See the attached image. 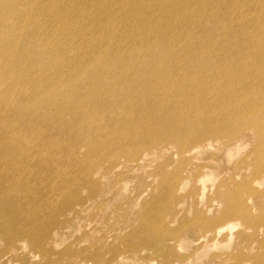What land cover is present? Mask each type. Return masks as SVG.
Masks as SVG:
<instances>
[{
	"label": "bare ground",
	"instance_id": "obj_1",
	"mask_svg": "<svg viewBox=\"0 0 264 264\" xmlns=\"http://www.w3.org/2000/svg\"><path fill=\"white\" fill-rule=\"evenodd\" d=\"M44 1L45 0H0V169H2L3 167H7L9 165H13V163H15V161H17V158H19L20 157L19 155L21 154L20 152H19L20 154H18L17 151H19L20 145H22L23 142H25L26 146H30L31 143L33 144L34 142H37V141H35V140H37L36 138H41L40 143H38V142L37 143L40 146H42V143H43V146L45 148L46 145L50 144V141H52V140L55 141L57 139L61 140L63 138L62 137L60 139V137H59L60 135L57 136L58 133H56L57 135H54L52 130H50L51 132L50 131L48 132L47 128L40 129V131L38 130L39 134L38 133L37 134L29 133V134H26L24 136H21L20 134H17L18 129H16L15 124H14L13 120H11V119H8V120H10V121H8L9 123H7L9 125L8 130L5 129V126H4L5 118L3 117L5 114H2V112L5 113V111H7V113H8L10 111H18L19 110L18 109L19 108L18 107V100L15 98L16 97L15 90L17 88V84L18 85L19 84H21V85L22 84L23 85H25V84H42V85H40L41 86L40 90L37 88L36 91L32 92V94H36L37 92L39 94L38 97H35V96L33 97V95H32V100L34 101L35 104L33 105V102H32L31 107H33L34 111L36 108H39L38 106L41 107L39 109L45 110V108H46L45 105L46 106H47V104L49 105L51 103V101H54V100H57V104H58L59 98L57 99V95L59 96V94H60L59 92H62V93L65 92L66 94L72 96V100H70L71 102L68 100L67 101L70 102L73 107H75V109L73 108L72 110H76V108H77L78 111L77 112L75 111L76 114H74V115L81 116L82 111H80V108L82 106L85 107L88 102H91V101L96 102L97 101L99 103V104L97 103L99 106V110H97V112L95 113L94 116H92V114H94V113H92V114L89 113L90 114L89 116L94 117V119L88 124L90 126L93 125L94 122H97L96 116H98V115L104 116L107 112L110 113V111H109L110 109L107 112L105 111L106 108H108L109 106L112 108L113 107L117 108L118 110L120 108L123 111H128V112L133 111L134 114H136V115L137 114L138 115L143 114L141 110L145 106H152V107L156 106L157 109L155 108V111H153V109H152V110H150V113L148 115H140L139 116V119L141 121V124L139 123L140 124L139 127L135 126V128H133L131 125H129L125 121L124 123H120V127H119L120 131L123 129V133H120V135H118L119 133L117 134L116 132L112 131V135H114V136L113 137L110 136V137H112V139H114L113 141L117 140L120 145L122 143V145H121L122 148H120L119 150H114L113 153L107 152L109 158L111 160H115L117 157L123 156L125 158V162H126L125 164H128L130 162H134L135 167H139V165H141V164H139V160L142 161L145 159V157H144L145 155H143V152H144L143 150L148 149L149 146L152 147V145H154V144L160 145L161 143H164V142L166 145L172 144L174 147H176L175 151L177 152V154L178 155L182 154L181 156H183V154H188V152H194L195 150L199 151L204 146L207 147L208 145H206V144H208V143H205V141L214 140L215 139L214 137L218 138V136H220V137L223 136L221 131L215 125L213 126V124L210 121V119H212L211 110H209V112H208L209 119H206L207 123H208V127L205 126L199 130L196 129V126L193 127V123L198 122V124H199L201 122H204L203 119H201L198 115H196L195 117L197 118V120L195 122H192V120L188 117V116L194 115L195 111L200 106L202 108L208 107V105L212 101L211 97L214 94L217 95L218 93L222 92L223 89H225L224 93L228 94V91H226V90H227V88L234 87L233 84H242V86H240L241 89L245 86L244 84H253L250 86L249 89H246L249 93H251L250 95H252L256 91H257L256 94L261 93L260 90H264V0H171V1H168L165 3L163 2V0H160V2L162 1L164 4H160L159 7L156 8V6H155V8H154L153 6H149V7L145 8L146 13H151L154 11V13L152 15V16H154L153 17L154 20L153 19L151 20L153 23L156 20V22L159 24V26L164 25L162 27H157L158 26L157 23H155V24L152 23L153 24L152 26L157 25V26H155V29H157V32H158L157 35H159V36H156L157 41L152 39L151 40L152 42L151 41L143 42V40H142V43H140V44H138L136 42L138 44V45L136 44V46L130 45L131 46L130 50L129 49L127 50V46L130 43L129 39L131 36H133V35L135 36L136 34H131L129 36L127 35L128 37H126L122 41H119L116 46H113V45L110 46V44H109V46L106 45V47L101 49L100 46L97 47L98 41L102 42V44H101V46H102L104 42L107 44L113 38V37H111L112 34L110 36H108L109 34L106 35L109 30L106 32L105 35H103L102 32H100L101 36H98L99 35L98 34L97 35L98 37H95L96 40L93 43L89 42V39H87V38H85V40L83 41V39H84L83 36H80V31L82 30V26L80 25L81 27L79 28V26L74 27L71 25L72 24V18H73L71 16H73L75 13H78L80 9L74 8L71 11L70 10L66 11L65 3H63V5L61 4V2L63 0H51V1L48 0L47 2L46 1L44 2ZM64 2H66V1H64ZM78 2L79 1H77L76 3H78ZM104 2H105V0H104ZM110 2H112V1H110ZM90 4H92V2ZM87 5H89V4H87ZM107 5H108V3H107ZM112 5H113V3H112ZM72 6H74V5H72ZM114 7H115V5H114ZM114 7H112V8L114 9V12H115ZM69 8H70V6H69ZM102 9L103 8H101V10ZM207 9L212 10V11H207ZM105 10H107V9H105ZM82 11H81V13H82ZM71 12L73 13V15ZM88 12H89V10H88ZM135 12H136V10H135ZM101 13H103V12H101ZM108 14H109V12L107 13V15ZM149 16H150V14H149ZM50 17L53 18V21L51 20L52 22L49 23V22H47V19ZM97 17H99V16H97ZM136 17H138V16H136ZM146 17H145V19H146ZM107 19H108V17H107ZM148 19H150V18H148ZM165 19H166V21H163ZM77 21H79V17H78ZM77 21H75L74 25L76 24ZM143 21H144V19H143ZM100 23H102V22H100ZM77 24H79V22ZM83 24H84V22H83ZM87 24H88V22L86 23V25ZM108 24H109V22H108ZM147 24H148V22H147ZM130 25L131 24H129V27H130ZM148 25H151V24H148ZM104 27H106V26H103V28ZM126 27L128 28V26H126ZM134 27H136V26H134ZM134 27H133V32H136L134 30ZM98 28L100 29L99 26H98ZM98 28H97V31H98ZM144 29H147V28L145 27ZM165 29L166 30L170 29V31L168 30L169 31L168 35L163 34L164 33L163 31H165ZM122 31H123V29H122ZM138 32H139L138 34H140V30ZM54 33H57V36L55 35V37L52 38L51 35ZM123 34H124V32H123ZM120 35H122V34H120ZM154 35H156V34H154ZM154 35L149 36V34H148L146 37H148L150 39L151 37L154 38ZM84 36L87 37V35H84ZM137 36H136V38H137ZM58 37L61 39V42H60L61 44H59V45L56 44L57 43L56 41L54 42V40H56V39L59 40ZM115 37H116V35L114 36V38ZM149 39H147V40H149ZM79 40H82V41L79 42ZM118 40L119 39H117V41ZM145 40H146V38H145ZM136 41H138V40H136ZM110 42H112V40ZM131 44H134V43H131ZM124 47H126V50H124ZM75 49L77 50V52L73 53V51H76ZM211 49H214L217 51L215 54H218L217 55L218 57L214 58V54L212 53L213 51H211ZM70 51H72L71 53H73V56L68 54V52L70 53ZM127 53H129V54H127ZM56 84H62V85L67 84V85L64 88H61V87H58ZM221 84H224L226 86L223 88H220L219 86ZM211 85H213L212 87H217L215 92H214V89L211 87ZM26 86H28V85H26ZM218 87L220 89H218ZM250 89H251V91H250ZM23 90H24V88H23ZM34 90H35V88H34ZM196 92H199V94H195ZM62 97H63V95H62ZM4 99H9V101H7L8 103L7 102L3 103ZM18 99H20V98H18ZM52 99H54V100H52ZM135 99H136V101H135ZM27 100H29V99H27ZM36 100H37V102H35ZM63 100L64 99H62V101ZM261 100H259V98H258L256 101H259V103L255 102V106H257V104H258L259 107L262 108L264 111V98L263 99L261 98ZM244 101H246V100H244ZM248 103H249V101H248ZM91 105L93 107V104H91ZM28 106L30 107V105H28ZM28 106L26 107V105H25L26 108H28ZM68 106H69V104H67L66 102H63V103L59 104L58 106H56L54 109L56 110L57 117L55 116L53 121L55 119H57V120H60V123H62L61 121L65 120V118H66L67 119L66 121L68 123V117L70 115L65 113L66 110L70 111L69 108H71V107L70 106L68 107ZM92 107H91V109H92ZM89 108H87V109H89ZM187 108H189L192 111H188ZM46 109H48V108H46ZM84 109H86V108H84ZM159 109H161V111L163 110L164 115L166 116L165 120L162 119L160 122H159L160 112L158 111ZM30 110H31V108H30ZM39 111L40 110H38L36 113L38 114ZM45 112L47 113V111H45ZM75 112L71 111V115H72V113H75ZM116 112H117V110H116ZM54 113H55V111H54ZM37 114H36V116H37ZM112 114L107 113L106 118L109 120H112V118H113V117H111ZM52 116L54 117V115H52ZM89 116H86V118ZM177 116H181L182 119H178ZM47 117L50 118L49 114L47 115ZM146 117H148L147 120L150 117H153L155 119L152 121V123L148 124V121L144 120ZM170 117H172L173 119L172 120L168 119ZM14 118H16V117H14ZM14 118H12V119H14ZM36 118L39 119L38 116ZM71 118L74 120L73 117H71ZM71 118H69V119L71 120ZM121 118H120V120H121ZM81 119L82 118L80 117L79 121ZM100 119H98V120H100ZM73 120H71V121H73ZM29 121H30V119H29ZM48 121H50V120H48ZM66 121H64V122L66 123ZM75 121H78V120H75ZM167 121H171V123H167ZM24 122H25V120H24ZM46 123H47V121H46ZM60 123H58V124L60 125ZM75 123L77 125V122H75ZM100 123H102V122H100ZM21 124H23V123L21 122ZM39 124H41V123H39ZM70 124L72 126V123H70ZM143 124H146V125H143ZM19 125L20 124L18 123V127H19ZM59 125L57 126V128H59ZM68 126L70 127L69 124H68ZM83 126H85V125H83ZM87 126H86V128H88ZM108 126L109 125H107V127ZM54 127H55V125L52 128H54ZM254 127H257L255 130L258 133L257 139H258L259 143L264 146V128L260 127L258 123H254L252 128H254ZM103 128H104V126H103ZM30 129H32V128H30ZM98 129L100 130V128H98ZM117 129L118 128H116V130ZM165 129H168L167 133L165 135L159 137L157 133L162 131V130H165ZM243 129H245V128H240L239 130H236V132L239 133V132L243 131ZM68 130H67V132H68ZM79 130H80V128H79ZM24 131H26V130H24ZM62 131H63V129H62ZM101 131H102V129H101ZM32 132H35V131H33V129H32ZM57 132H58V130H57ZM67 132L65 131V133H67ZM74 132H75V130H74ZM232 132H233L232 130H230L229 132L226 131L224 135L229 134L228 135L229 138H232L233 136H235V133H232ZM65 133H63V134H65ZM85 133H87V132H85ZM91 133H93V132H91ZM91 133H90V135H91ZM230 133H232V134H230ZM98 134H101V133H98ZM70 136L74 137L73 134ZM19 137H20V139H19ZM77 137L75 136V138H77ZM97 137H99V136L96 135V138H95L96 140H97ZM82 138H83V136H82ZM82 138L76 139L75 143H73L75 151H77L78 149H79V151H81L80 150L81 148H79V147L83 143ZM127 139H129L128 140L129 144L127 143L128 147H125L126 145L125 146H123V145L126 143ZM78 140H79V142H77ZM67 141H65V142H67ZM72 141H74V140L72 139ZM91 141H93V140H91L90 138H85L84 143H86V142L90 143ZM94 142H95V140H94ZM63 143H64V141H63ZM71 144H72V142H71ZM210 144L211 143L209 142V146H210ZM109 146H111V145H109ZM62 147H64V146H62ZM166 147H168V146H166ZM44 148H42V149L44 150ZM170 148L171 147H169V150H170ZM240 149L241 148H239V150ZM94 150H97V149H94ZM111 150H112V148H111ZM84 151H85V149H84ZM46 152L47 153L50 152L47 155H48V157L51 158V152H53L52 149L51 148L47 149ZM95 153H97V152H95ZM99 153H101V152H99ZM155 153H156V151L154 152V154ZM229 154L233 155L232 153H229ZM57 155H56V158H57ZM156 156H157V154H156ZM36 157H38V156H36ZM101 157H103V156L101 155ZM21 158L23 159L24 157H21ZM105 160H107V159H105ZM105 160H103V161H105ZM23 161H25V160H23ZM36 161H37V159H36ZM79 163H80V161H79ZM88 163H89V161H88ZM95 163H96V161H95ZM116 164H118V163H116ZM116 164H114V165L116 166ZM100 165H101V163H100ZM16 167H18V166H16ZM96 167H97V165H96ZM167 167H168V165H167ZM85 170H87V169H85ZM15 171H17V170H15ZM67 171H69V170H67ZM98 172L100 173V171H98ZM15 173H17V172H15ZM56 173L58 174L59 177L61 176L63 178V180L61 179V182L59 181L60 183H57V186H55V185L50 186L49 185L50 187L47 188L48 189V191H46L47 199L45 202H48V204L52 203L54 200H57V198L59 196H61L62 198L65 197L66 188L68 186L66 183L67 178L65 177V175L68 173L65 174L64 167L58 166L55 174ZM9 174H11V173H9ZM117 174L121 175L122 172H119ZM12 175H11V177L10 176H6V178L3 177V178H5V183H0L8 191L13 190L11 183H10L11 182L10 179H15V178ZM165 175H166V173H165ZM259 175H260V173H259ZM80 176H82V175H80ZM73 177H70V178H73ZM85 177H86V175H85ZM261 177H264L262 175V173H261ZM1 180H3V179H1ZM176 180H178V179H176ZM200 180H201V178H200ZM77 181H78V179H77ZM179 181H180V178H179ZM99 182L102 183L100 180H99ZM123 182H126V181H123ZM169 182H170V180H168V182L161 183V188L164 186L165 190H169L170 189ZM48 183H50V182L48 181ZM165 184H169V187H167V185L165 186ZM44 185L42 187H44ZM89 185H90V183H89ZM176 185H178V184H176ZM21 187H23V186L21 185ZM1 188L2 187L0 186V189ZM75 188H76V186H75ZM206 189H207L206 187L202 188L201 194H204V191ZM78 190H79V188H78ZM80 190H81V188H80ZM94 190H96L95 187H94ZM238 190H240V187ZM51 191L56 192V193H55L53 198L49 199V193ZM127 191L129 192V190H127ZM226 191H228V190H226ZM241 191L243 192V190H241ZM20 192H22V191H20ZM242 192H240V194ZM75 193H77V192H75ZM41 194H43V192ZM44 194H45V192H44ZM82 194H83V192H82ZM216 194L218 196L222 197L223 199H225L227 202V207H228L227 210L228 211L224 212L225 214L241 216L250 224V227L255 226V228L257 227V224L259 222L261 223L262 220L264 219L263 214L260 215L259 218L253 219V217H251V212L249 211L250 204L248 205V203L245 201H244V203L241 202V199H238L240 196V195L238 196V193L236 195L233 194V196H231V195H228V192H223L220 189H217ZM8 195L9 194L7 193V196ZM12 195L13 194H11V197H13ZM15 195L16 196L11 198V200L14 198L18 199L17 196L18 197L21 196V194H19V195L15 194ZM70 195H72V194H70ZM70 195H68V196H70ZM262 195L264 196V192ZM74 196H75V194H74ZM5 197H6V195H4V193H1V191H0V213L5 209V206H7L5 204ZM32 197H34V196H32ZM21 198H23V196ZM25 198H23V199H25ZM171 198L174 199L173 197H171ZM41 199H43V198H41ZM154 200H151V202H149V203L147 202L148 205L152 204V206H153ZM213 200L214 199L211 197L206 202L207 203L206 205H208V208H210L209 211L212 210L211 206L213 204ZM76 201H79V198H78V200L76 199ZM41 202H43V201H41ZM65 202H66V205L68 207L72 205V203H71L72 200H66ZM11 203H12V201H11ZM14 205H15V203H14ZM20 206H21V204L19 205V207ZM23 206H26V205L24 204ZM90 207H92V206H90ZM60 209H62V208L60 207ZM56 210H58V209L56 208ZM150 210H151V208H150ZM157 210L155 211L156 213H157ZM162 210L164 211V209H162ZM15 211H17V210L15 209ZM62 211L63 210L59 211V215L62 213ZM45 213H47V211ZM55 213H56V211H55ZM167 213H168V211L166 213L164 212V214H167ZM224 213H222V216L218 217V218L214 215L209 219V217H210L209 216L206 219L207 221L198 222L194 226V229L192 231L197 233V236L193 237L192 240L197 242L198 247L204 246L206 248H209L211 245L213 246V245L217 244L218 240L226 241L227 245H231V243L234 242V240H232V238H228V235L224 234V232H223L225 230V228L223 227L224 226V219H223ZM15 215H14V217H15ZM55 217H57V216L56 215L53 216L54 222L56 225L62 224L61 226H65L64 224L67 222L61 223V221L58 218L56 219ZM146 217H148V216H146ZM156 217H158V216H156ZM27 218H29V217H27ZM14 219H16V218H14ZM33 220H34V218H33ZM158 220H160V219L158 218ZM158 220H157V222H158ZM15 221L12 222L13 224L11 223V225L8 226V224L5 225L2 222V219L0 218V231H2L1 234L3 233L2 236L4 237V241L7 240V242L10 244L11 247L15 245V242H14L15 240H21L20 242L16 241V242H19V244L22 242V240H24L23 242L29 241L33 245V247L35 248L36 255L38 256V258L40 257V258H43V260H45L44 263H42V264H65V263H63V261H61L59 259H52L50 257V253H51L50 248L47 247L45 244H43L42 241H40V240H50V233H44V234L38 233L37 234L36 233L37 230L35 231V227H36L35 223L37 221L35 223H32V224L28 223V221H27V223H24V221L21 222L20 220H18V223L16 224ZM31 221H32V219H31ZM39 221H40V219H39ZM256 221H259V222L256 223ZM43 222H45V221H43ZM47 223H49V221ZM184 225H185V223H184ZM150 229H151V225H150L149 229L145 225V231L146 232L144 233L143 238L138 241V243H133V241L131 240V238L128 235H123V236L112 235V237H113V240H117V241L119 240L121 244H126L125 248L129 249V250L134 251L135 249H138L139 247H141L140 250L154 249L155 248L161 256L165 257L163 259V261H165V262H163L161 264H170L169 259H172L173 257H175V258L184 257L183 253L179 252V249H183L180 242H178L177 246H175V247L165 246V244L167 243L166 240H172V239L177 238L178 235L176 232H174L168 228L163 229L162 227H160V228L156 229L155 232L156 233L161 232V235L154 236L153 233H149ZM122 232H124V231H122ZM220 235H224V236L219 237ZM180 237H178V238H180ZM62 238H63V235H62ZM95 240H98L95 242V245H97V246L91 252V258L93 260H95L97 262V264H100V263H102V260H103V259H101L102 255H103V252H102L103 247L106 244V243L102 244L101 242H102V240H107V239L105 236V237H101L99 239L97 238ZM10 246L8 247V250H11ZM222 247H224V246H222ZM234 247H235V245H234ZM236 247L238 248L237 245H236ZM260 247H262V248L264 247V240H261L259 242V248ZM16 248H18V247L16 246ZM25 249H27V248H25ZM106 249L108 252H110V254L112 253V258H118L119 257L120 260H123L125 258V255L123 254L124 252L121 251L120 244L110 243L106 247ZM18 251H20V250L18 249ZM7 252L2 254L0 256V258L3 257L5 254H7ZM170 254L172 255V257H170L171 256ZM194 254H196L195 251H194ZM194 254H193V256H194ZM63 255H65V259H69L66 256H70L71 254H68V252H67V254L64 253ZM227 255H229L230 258H225L221 261H218L217 259L219 258L220 255L214 253L212 255V258L210 259V261H211L210 264H218V263L219 264H229L228 263L229 259H231L234 262V264H248L247 262L254 261V260L258 261L259 258H261L263 260V263L259 262V264H264V255L261 256L257 253L250 254V253H247L246 251L240 250L239 248H238V251L236 253L229 252ZM146 256H148V255H146ZM146 256H145V258L148 259V257H146ZM128 257H129V255H128ZM139 257H140V255H139ZM129 258H131V257H129ZM8 259H9V257H6V259L4 261L6 262ZM10 261H11V258H10ZM148 261H150V260L148 259ZM5 262H3L2 264H4ZM36 264H41V263L38 262ZM67 264H71V262L69 261ZM72 264H74V262ZM111 264H116V261H114V263H111ZM147 264H149V262H147Z\"/></svg>",
	"mask_w": 264,
	"mask_h": 264
},
{
	"label": "rangeland",
	"instance_id": "obj_2",
	"mask_svg": "<svg viewBox=\"0 0 264 264\" xmlns=\"http://www.w3.org/2000/svg\"><path fill=\"white\" fill-rule=\"evenodd\" d=\"M45 1L47 2L48 0H45ZM49 1H51V0H49ZM64 1H66L67 3ZM77 1H79V2L76 3ZM108 1L109 0H105V2H104V0H90V1L89 0H84V1L83 0H63L61 2V4L63 5V3H65L66 11H69V10L71 11L74 8L80 9L78 12L79 14L75 13L73 15V13L71 12L73 15V16H71V17H73L71 25L74 27L79 26V28L82 26V30L80 31V36H83V38H84L83 41L85 40V38H87V39H89V42L93 43L96 40L95 37L101 36L100 32H102V34L105 35L106 32L109 30L106 35L109 34L108 36H110L112 34L111 35V37H113L111 39L112 42H110L111 40L107 44L104 42L105 44L103 43V45L101 46L102 42L98 41L97 47L100 46L101 49L106 47V45L109 46V44H110V46H112V45L116 46L119 41H122L123 39H125L126 37H128L131 34H136V35L135 36L133 35L134 37L133 36L130 37V39H129L130 43L128 46L126 45L127 50L128 49L130 50L131 46H133V45L136 46L137 43L138 44L142 43V40H143V42H145V41L148 42V41H151L152 39L157 41L156 36H159V35H157L158 32H157V29H155V26L158 25L157 27H162L164 25L159 26V24L156 22V20L153 23L151 20L152 19L154 20V18H153L154 16H152L154 11L151 13H146L145 8H147L149 6H153L154 8L156 6V8H157L160 6V4H164L165 2H168L171 0H163L164 3L162 1H161L162 2L161 3L160 0H143V1L142 0H110L112 2H110V1L108 2ZM89 2L90 3L92 2V4H90ZM70 3L74 6H72ZM107 3H108V5L110 4L112 7H114V5H115V7H114L115 12H114V9L110 5L109 6L107 5ZM112 3H113V5H112ZM87 4H89V5H87ZM69 6H70V8H69ZM101 8H103L104 10L103 9L101 10ZM105 9H107V10H105ZM88 10H89V12H88ZM135 10H136V12H135ZM81 11L83 14L81 13ZM207 11H212V10L207 9ZM101 12H103V13H101ZM108 12H109V14L107 15ZM149 14H150V16H149ZM95 16L96 17L99 16V17L96 18ZM136 16H138V17H136ZM78 17H79V21H77ZM107 17H108V19L109 18L110 19L108 20ZM145 17H146V19H145ZM148 18H150V19H148ZM143 19H144V21H143ZM51 20L53 21V18L50 17L47 19V22L50 23V22H52ZM75 21H77V22L74 25ZM163 21H166V19ZM78 22H79V24H77ZM83 22L85 25L87 22H88V24L85 26L83 24ZM100 22H102V23H100ZM108 22L110 25L108 24ZM147 22H148V24H151V25H148ZM152 23L153 24L157 23V25L152 26L153 25ZM129 24H131L130 27H129ZM98 26L100 27V29L98 28ZM103 26H106V27L103 28ZM126 26H128V28ZM134 26H136V27H134ZM133 27H134V30L136 32H133ZM145 27L147 29H144ZM97 28H98V31H97ZM122 29H123V31H122ZM166 29H165L166 32L163 31L164 32L163 34L168 35L170 29H168L169 31ZM139 30H140V34H138ZM123 32H124V34H123ZM120 34H122V35H120ZM148 34H149V36H153L154 34H156V35H154V38L151 37L149 39L148 37H146ZM55 35L57 36V33L52 34L51 37L53 38V37H55ZM84 35H87V37H85ZM115 35H116V37L117 36L118 37L114 38ZM136 36H137V38H136ZM145 38H146V40H145ZM117 39H119V40L117 41ZM147 39H149V40H147ZM136 40H138V41H136ZM55 41L57 42L56 43L57 45L61 44L60 38H59V40H57V39L54 40V42ZM81 41L82 40H79V42H81ZM131 43H134V44H131ZM124 50H126V47H124ZM211 51H213L212 53L214 54V58L218 57L217 56L218 54H215L217 52L216 50L211 49ZM71 52L72 51H70V53L68 52V54L73 56V53L77 52V50L73 51V53H71ZM127 54H129V53H127ZM26 85H28V86H26ZM40 85H42V84H25V85H23V84L18 85L17 84V88L15 90V95H16L15 98L18 100V107H19L18 109L19 110L18 111H10L8 113H7V111H5V113L2 112V114H5L3 116L5 118V123H4L5 129L8 130L9 125L7 123H9L8 121H10L8 119H11V120H13L16 129H18L17 134H20L21 136H24V135L29 134V133L37 134L38 130L40 131V129L47 128L48 132L50 130H52L54 135H57L56 133H58L57 136L60 135L59 136L60 139L62 137L63 138L61 140L57 139L55 141L54 140L50 141V144L46 145L45 148H44L42 142H41L42 146H40L38 144V143H40L41 138H36L37 140H35V141H37L38 143L37 142H34L33 144L31 143L30 146H26L25 142H23L24 145L23 144L20 145L19 151H17L18 154L21 153L19 155L20 157L17 158V161H15V163H13V165H9L7 167H3L2 169H0V183H5L6 176L11 177V175L13 174L12 176L15 178V179H10L11 182L9 181L11 183V186L13 189L12 191H8L5 187L2 186V184H0V186L2 187L1 188L2 190L0 189L1 193H4V195H6L5 204L7 206H5V209H4L5 211L3 210L4 212L2 211L0 213V215H1L0 218L2 219V222L5 225L8 224V226H10L11 223L13 221H15L16 219H17L16 220L17 222L15 221L16 224L18 223V220H20L21 222L24 221V223H27V221H28V223H31V224L35 223L37 221L35 223V226H36L35 231L37 230L36 231L37 234L38 233H43V234L44 233H50V240H40L43 242V244H45L47 247L50 248V252H51L50 257L52 259H59V260L63 261V263H65V264H67L69 261L71 262V264L73 262H74V264H78V263L79 264H97V262L91 258V252L97 246V245H95V242L98 240H95V239H97V238L99 239V238L105 237V236H106L107 240H102V242L100 241L102 244L106 243L105 246L103 247V251H102L103 255L101 258L103 260H102V263H100V264H111V263H114V261H116V264H147V262H149V264H161V263L165 262V261H163V259L165 257L161 256L155 248L154 249L140 250L141 247H139L138 249H135L133 251V250L126 249L125 248L126 244H121L119 240L118 241L113 240L112 235H116V236L128 235L131 238V240L133 241V243H138V241L143 238V235L146 232L145 231V225L148 227V229L150 228V225H151V229H150L149 233H153L154 236L161 235V232H157L158 234L155 232L156 229H158L160 227H162L163 229L168 228V229L177 233V235H178L177 238L172 239V240H166L167 243L165 244V246L175 247V246H177V243L180 242L183 249H179V252L183 253L184 257H178V258L173 257L172 259H169L170 264H210V262H211L210 259L212 258V255L214 253L220 255L217 260L221 261L225 258H230V256L227 254L229 252L236 253L238 251V248L240 250L246 251L247 253H250V254L257 253L261 256L264 255V247L259 248V242L261 240H264V219L262 220L261 223L259 221H256V223L257 222H259V223L257 224V227L255 228V226L250 227V224L241 216L225 214L224 212L228 211L227 210L228 209L227 202L225 199H223L222 197H220L216 194L217 189H220L223 192H228V195H231V196H233V194L236 195L238 193V196L240 195L238 199H241V202L244 203V201H245L248 203V205L250 204L249 211L251 212V217H253V219L259 218L260 215H262V214L264 215V196L262 195L264 192V177H261V173L264 176V174H263L264 173V146L262 144H260L258 139H257L258 133L255 130L257 127L252 128L254 123H258L260 127L264 128V111L262 108L259 107L258 104H257V106H255V102L259 103V101H256L258 98H259V100H261V98L262 99L264 98V96H263L264 90H260L261 93H258V94H256L257 91L255 93H253L252 95L255 97L254 98L252 95H250L251 93H249L246 90V89H249L250 86L253 84H244L245 86L242 88L243 90L240 87V86H242V84H233L234 87L227 88L226 91H228V94L224 93L225 89H223L222 92L218 93L217 95L214 94L211 97L212 101L208 105V107L202 108L200 106L195 111L194 115L188 116V117L192 120V122H195L197 120V118L195 117L196 115H198L201 119H203L204 122H201L199 124H198V122L193 123V127L196 126V129L199 130L205 126L208 127V123H207L206 119H209L208 112H209V110H211L212 119H210V121L213 124V126L215 125L221 131L223 136H221V137L218 136V138L214 137L215 138L214 140L205 141V143H208V144H206L208 146L207 147L204 146L201 150H199L200 152L195 150L196 151V152L194 151L195 153L194 152H188V154H183V156H181L182 154H179V155L177 154V152L175 151L176 147H174L172 144L166 145L165 142L161 143L160 145L154 144V145H152V147L149 146L148 149L143 150L144 151L143 155H145L144 156L145 159L142 161L139 160V164H141V165H139V167H135L134 162H130L128 164H125L126 162H125V158L123 156H119L115 160H111L109 158L108 153H113L114 150H119L120 148H122V146H121L122 143L120 145L117 140L113 141L114 139H112V137L114 135H112V131L116 132L117 134L119 133L118 135H120V133H123V129L120 131L119 127H120V123H124L125 121L129 125H131L133 128H135V126L139 127L141 124L139 116L140 115H148L150 113V110H152V109H153V111H155L156 106H154V107L145 106L141 110L143 114H139V115L134 114L133 111H130V112L123 111L120 108L118 110L117 108H114V107L112 108L109 106L108 108H106V110L105 109L104 110L107 112L110 109L109 110L110 113L109 112H107V113L108 114L113 113L111 117H113L114 119L113 118H112V120L107 119L106 118L107 113L104 116L98 115V116H96L97 122H94L93 125L90 126L88 124L94 119V117H92V116H94L95 113L97 112V110H99V106H98L99 103L97 101L96 102L93 101L94 103L92 101L88 102L85 107L82 106L80 108V111H82L81 116L74 115V114H76V112L78 110H77V108H76V110H72L73 108L75 109V107H73L70 103L71 102L70 100H72V96L66 94L65 92L64 93L59 92L60 93L59 96L57 95V99L59 98L58 104H57V100L52 99L54 101H51V103L49 105L47 104V106L45 105V107L48 109L45 108V110H42V109H39L41 107L38 106L39 108H36L34 111L33 107H31L32 102H33V105L35 104L34 101L32 100V95H33V97L34 96L38 97L39 94H38V92L36 94H32V92L36 91L37 88L40 90L41 89ZM56 85L58 87L64 88L67 84H63V85L62 84H56ZM212 86L213 85H211V87ZM225 86L226 85L221 84L219 87L223 88ZM219 87H218V89H220ZM23 88H24V90H23ZM34 88H35V90H34ZM212 88L214 89V92L217 89V87H212ZM250 91H251V89H250ZM61 94L63 95L64 98L62 97ZM195 94H199V92H196ZM18 98H20V99H18ZM27 99H29V100H27ZM62 99H64V100L62 101ZM67 100L70 102H68ZM244 100H246L247 102ZM7 101H9V99H4L3 103L7 102ZM135 101H136V99H135ZM248 101H249V103H248ZM35 102H37V100ZM63 102H66L71 107V108H69L70 111H67V110L65 111V113L70 115L69 117L67 116L68 117V123L66 121L67 120L66 118H65V120L61 121L62 123H60V120H57V119H55L53 121L55 116L57 117V113H56V110L54 108ZM24 104L26 105V107L28 105H30V107L28 106V108H26ZM91 104H93V107ZM91 107L93 110L91 109ZM30 108H31V110H30ZM84 108H86V109H84ZM87 108H89V109H87ZM115 109L117 110V112ZM38 110H40V111L37 114L36 112ZM187 110L192 111L189 108H187ZM45 111H47V113ZM54 111H55V113H54ZM71 111H73V112L76 111V112L72 113V115H71ZM158 111L160 112L159 122L162 119L165 120L166 116L164 115V111L162 110L163 111L162 112L161 109H159ZM89 113H91V114L94 113V114H92V116H89L90 115ZM36 114H37L39 119L36 118L37 117ZM48 114H49L50 118L47 117ZM52 115H54V117ZM86 116H89V117L86 118ZM11 117L12 118L16 117L17 119L16 118L12 119ZM71 117H73L74 120ZM80 117L82 119L79 121ZM69 118H71V120H73V121H71ZM120 118H121V120H120ZM147 118L148 117H146L144 120L148 121V124L152 123V121L155 119L153 117H150L147 120ZM177 118L182 119L181 116H177ZM29 119H30V121H29ZM98 119H100V120H98ZM168 119L172 120L173 118L170 117ZM24 120H25V122H24ZM48 120H50V121H48ZM75 120H78V121H75ZM46 121H47V123H46ZM64 121H66V123ZM21 122L24 125L21 124ZM38 122L41 124H39ZM75 122H77V125ZM100 122H102V123H100ZM18 123L20 124L19 127H18ZM58 123H60V125ZM70 123H72V126ZM167 123H171V121H167ZM53 124L55 125L54 128H52L54 126ZM68 124L70 125V127L68 126ZM58 125H59V128H57ZM83 125H85V126H83ZM107 125H109V126L107 127ZM143 125H146V124H143ZM86 126L88 128H86ZM103 126H104V128H103ZM30 128H32L33 131H35V132H32V129H30ZM79 128H80V130H79ZM98 128H100V130ZM116 128H118V129L116 130ZM240 128H245V129H243V131L237 133L236 130H239ZM62 129H63V131H62ZM101 129L103 132L101 131ZM24 130H26L27 132ZM57 130H58V132H57ZM67 130H68V132H67ZM74 130H75V132H74ZM230 130L233 131L232 133H235V136H233L232 138H229V136H228L229 134L224 135L226 131L229 132ZM65 131L67 133H65ZM167 131H168V129H165V130L158 132L157 134L159 137H161V136L165 135L167 133ZM60 132L62 134L65 133L66 135L63 134L64 135L63 136ZM85 132H87V133H85ZM91 132H93V133H91ZM90 133H91V135H90ZM98 133H101V134H98ZM232 133H230V134H232ZM72 134L74 135V137L70 136ZM81 135L83 136L84 139L82 138ZM96 135L99 136V137H97V140L95 139ZM75 136L76 137L78 136V137L75 138ZM110 136H112V137H110ZM78 138H80V139L82 138L83 143L85 142V138H90L93 141H91L90 143L89 142H86L84 144L82 143V145H80V147H79V148H81L80 149L81 151H79V149L77 151H75L73 143H75L76 139H78ZM19 139H20V137H19ZM72 139L74 141H72ZM62 140L64 141V143ZM94 140H95V142H94ZM128 140L129 139L126 140V143L123 146L126 145L125 147H128V144H129ZM65 141H67V142H65ZM71 142H72V144H71ZM77 142H79V140ZM209 142L212 145L210 144V146H209ZM109 145H111V146H109ZM62 146H64V147H62ZM166 146H168V147H166ZM41 147L44 148V150ZM169 147H171L170 150H169ZM50 148L54 152V153L51 152V158L48 157V155H47L50 152H48V153L46 152V150L50 149ZM111 148H112V150H111ZM239 148H241V149L239 150ZM84 149H85V151H84ZM94 149H97V150H94ZM98 151L101 153H99ZM155 151H156V153L154 154ZM95 152H97V153H95ZM229 153H232L233 155H231ZM156 154H157V156H156ZM56 155H57V158H56ZM101 155L103 157H101ZM36 156H38V157H36ZM21 157H24V158L22 159ZM36 159H37V161H36ZM102 159L103 160L107 159V160L103 161ZM23 160H25L27 163ZM79 161L81 164L79 163ZM88 161H89V163H88ZM95 161H96V163H95ZM184 161L185 162L187 161L188 163L187 162L185 163ZM100 163H101V165H100ZM116 163H118V164H116ZM114 164H116V166ZM96 165H97V167H96ZM167 165H168V167H167ZM16 166H18V167H16ZM58 166H63L65 169V174L66 173L69 174V175L68 174L65 175V177L67 178L66 183L68 186L66 188L65 197L62 198L61 196H59V197L57 196L59 199L57 198V200H54L53 201L54 203L52 202V203H50L51 204L50 205V204H48V202H45L47 199V197H46V191H48L47 188H49L50 186H53V185L57 186V183H60L61 179L63 180V178L61 176L59 177L57 173L55 174ZM85 169H87V170H85ZM15 170H17V171H15ZM67 170H69V171H67ZM98 171H100V173ZM15 172H17V173H15ZM119 172H122V174L118 175L117 173H119ZM9 173H11V174H9ZM165 173H166V175H165ZM259 173H260V175H259ZM80 175H82V176H80ZM85 175H86V177H85ZM3 177H5V178H3ZM70 177H73V178H70ZM179 178H180V181H179ZM200 178H201V180H200ZM1 179H3V180H1ZM77 179L79 182L77 181ZM98 179L102 183H100ZM176 179H178V180H176ZM168 180H170V182H169L170 189L165 190L164 186L161 188V183L168 182ZM48 181L50 183H48ZM123 181H126V182H123ZM89 183H90V185H89ZM169 184H165V186L167 185V187H169ZM176 184H178V185H176ZM21 185L23 187H21ZM43 185H44V187H42ZM75 186H76V188H75ZM238 186L240 187V190H238L239 189ZM94 187L96 188V190H94ZM204 187H206L207 189L204 191V194H201L202 188H204ZM78 188H79V190H78ZM80 188H81V190H80ZM127 190H129V192ZM226 190H228V191H226ZM241 190H243V192ZM20 191H22V192H20ZM239 191L242 193L240 194ZM42 192H43V194H41ZM44 192H45V194H44ZM75 192H77V193H75ZM82 192H83V194H82ZM7 193L9 194L8 196H7ZM55 193L56 192L51 191L49 193V199L53 198ZM11 194H13L12 195L13 197L16 196L15 194H17V195L21 194V196L20 197L17 196L18 199L14 198L11 200V198H13V197H11ZM70 194H72V195H70ZM74 194H75V196H74ZM31 195L34 197H32ZM68 195H70V196H68ZM22 196H23V198H25V197L26 198L23 199V198H21ZM171 197H173L174 199H172ZM211 197L214 200H213V204L211 206L212 210L209 211L210 208H208V205H206L207 204L206 202ZM41 198H43V199H41ZM78 198H79L80 202L76 201V199L78 200ZM66 200H72V202H71L72 205L68 207L66 205V202H65ZM151 200H154L153 206H152V204L148 205V203L151 202ZM11 201L13 204L11 203ZM41 201H43V202H41ZM14 203H15V205H14ZM20 204L22 207L21 206L19 207ZM24 204L26 206H23ZM90 206H92V207H90ZM55 207L58 210H56ZM60 207L62 209H60ZM14 208L17 211H15ZM150 208H151V210H150ZM155 209L157 210V213L155 212L156 211ZM162 209H164V211ZM60 210H63V211L59 215ZM46 211H47V213H45ZM55 211H56V213H55ZM167 211H168V213L164 214V212L166 213ZM222 213H224V216H223L224 226L223 227L225 228V230L223 232H224V234L228 235V238H232V240H234V242H232L231 245H227L226 241L218 240L217 244H215L213 246L211 245L209 248H206L204 246L198 247L197 242L192 240L193 237L197 236V233L192 231L194 229V226L198 222L207 221L206 219L209 216H210L209 219L214 215L217 218L221 217ZM14 215H15V217H14ZM54 215L57 216L55 218L56 219L58 218L61 221V223L67 222L64 224L65 226H61L62 224L56 225L54 222V218H53ZM146 216H148V217H146ZM156 216H158V217H156ZM27 217H29V218H27ZM14 218H16V219H14ZM33 218H34V220H33ZM158 218L160 220H158ZM31 219H32V221H31ZM39 219L41 222L39 221ZM42 220L45 222H43ZM157 220H158V222H157ZM48 221H49V223H47ZM184 223H185V225H184ZM122 231H124V232H122ZM1 232L2 231H0V234H1ZM2 235H3V233L0 235V256L2 254L6 253L7 251L8 252H7V254H5L3 257L0 258V264L5 262L4 260L6 259V257H9V259L4 264H36L38 262H40L41 264L44 263L45 260H43V258H40V257L38 258V256L36 255L35 248L33 247V245L29 241L23 242L24 240H22V242L19 244V242L21 240H15L14 241L15 245L11 247L10 244L7 242V240L4 241V237ZM62 235H63V238H62ZM223 236L224 235H220L219 237H223ZM178 237H180V238H178ZM16 241H19V242H16ZM110 243L120 244L121 251H123L124 252L123 254L125 255V258L123 260H120L119 257L118 258H112V253L110 254V252H108L106 249V247ZM234 245H235V247H234ZM236 245L238 246V248L236 247ZM9 246L11 247L10 248L11 250H8ZM16 246L18 248H16ZM222 246H224V247H222ZM24 247L27 249H25ZM18 249L20 251H18ZM194 251L196 252V254H194ZM67 252H68V254H71L70 256H66L69 259H65V255H63L64 253L67 254ZM145 254L148 256H146ZM193 254H194V256H193ZM128 255L131 258H129ZM139 255H140V257H139ZM141 256L142 257L144 256V257L142 258ZM145 256L148 257V259L150 261H148V259L145 258ZM170 257H172V255ZM10 258H11V261H10ZM259 262L263 263V260L261 258H259L258 261L254 260V261H250L247 263L248 264H259ZM228 263L234 264V262L231 259H229Z\"/></svg>",
	"mask_w": 264,
	"mask_h": 264
}]
</instances>
